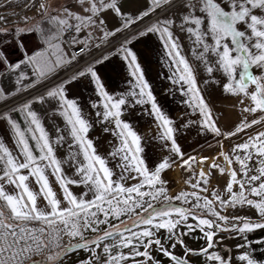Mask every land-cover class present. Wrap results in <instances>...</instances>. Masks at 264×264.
<instances>
[{
    "label": "snow or ice",
    "instance_id": "obj_1",
    "mask_svg": "<svg viewBox=\"0 0 264 264\" xmlns=\"http://www.w3.org/2000/svg\"><path fill=\"white\" fill-rule=\"evenodd\" d=\"M172 0H150L145 11L135 16V20L148 17L149 13H154L157 8L170 5ZM83 5L85 0H79ZM227 9L222 6L220 0H181L183 13L180 16V30L186 31L194 45L195 59L200 62L203 71L207 74V79L203 81L206 86L213 84L221 85L223 92L233 95L243 94L250 97L254 106L245 107L244 111L255 113L257 109L264 111V73L254 75L249 69L252 66L264 69V0H224ZM110 11L122 19V23L117 20L119 27L113 25L109 30L108 19L101 16L104 11ZM39 11L42 19H45L49 25L47 29L37 23L34 28H28L26 31H35L37 38L41 43L46 45L45 48H39L28 54L23 42L24 29H17L15 40L18 48L24 53L23 59L17 63L8 61L6 54L0 51V62H2L11 72L15 73L21 66H27L32 69V79L29 83V77L26 72L20 71L16 80V91L21 88L27 92L29 88L34 91L30 98L19 102L16 106L0 110V121L5 123L6 132H10L12 140L18 149V153L13 155L10 148L0 139V201L10 211V218L24 222V226L12 225L5 219H0V264H25L30 260L32 255H40L49 246L59 249L51 253L41 261H32L31 264H59V259L68 252L76 249H83L89 253L88 260H80L79 264H99V253L96 249L101 246L102 240L112 238L114 235L117 244H103L104 252L107 258L103 264H121L127 257L123 253L112 255L114 247L129 248V256H143L151 260L148 249L155 246L163 256L168 257L175 264H187L184 259L177 258L173 252H170L165 244L175 249L177 244L187 248L181 238L185 232L178 236L176 230L183 224L188 232L193 230V225L188 223L191 216L196 222L195 227L204 234L207 242V248L201 247L199 253L203 254L207 261H213L215 264H230L222 256L215 252H209L214 245V236L218 231H237L238 233L250 232L254 229H264V222H250L244 218L241 223H231L225 226L222 223L197 216L191 209L184 207L165 208L161 206L159 210L154 209L152 203L144 201V197H149L156 201L160 196L164 201L169 197L165 195V189L155 187L157 183L163 184L160 174L164 169L169 167L170 155H164L154 163L153 168L148 166V154L143 146L144 138L134 129V127L123 119L122 113L128 106L129 102L137 105H150L151 111L148 113L156 125V135L154 139L163 141V146L169 149L170 154L180 157L182 164L188 166L194 157L189 156L183 159L184 153L175 138V127L170 119L157 103L153 94L152 87L146 79L145 70L138 59V54L126 45L131 41L126 37L116 49L128 69V75L133 78L132 86L128 90L113 95L103 83L98 70L94 65H101L109 61V54H103L99 58L93 57L92 60L85 61L80 69L75 70L69 76L60 79L57 83L43 87L42 93L35 92L38 86H44L49 75L57 70H66L70 68L73 62L80 64V57L83 55L91 56L92 52L89 42L94 40V31L103 33L101 39L115 36L123 28L133 24V17L125 13L119 6V0H88V7L85 9L89 14H77L68 7L59 6L54 8L51 4L42 2L39 4ZM55 13V14H53ZM28 19V18H26ZM175 21L173 18L157 19L140 31L139 35L144 36L146 33H157L162 42L165 56L171 61L173 76L170 79L176 82H183L187 85L186 94L190 96L191 106L198 109L201 119L199 124L202 126L201 131H211L217 135L232 136L235 133H222L213 118L212 109L203 95V90L199 86V77L197 68L182 54L181 45L178 38H174L172 26ZM83 29H88L87 37L84 40L72 36L68 41L70 48L73 45H83L79 53L72 51L65 54L60 47V37L66 32L75 31L80 33ZM0 33L7 34L6 29H0ZM56 41V43H53ZM100 43H95V48H100ZM55 49L56 58L51 59L49 50ZM196 49H201L196 52ZM242 69L239 79L235 78L237 67ZM89 76L91 82L95 84V90L98 101L91 104V108L102 107V111L97 113L104 121L114 124L115 130L113 135L119 141L118 145L113 144L112 150L106 156L102 155L89 138V130L92 127L89 120L85 117L78 101L69 98L66 95L67 87L72 82L79 81V78ZM254 85V90L249 92L248 85ZM12 93L0 89V98L6 99ZM49 104L51 112L49 115H58L63 118V127L55 126V137H52L46 127L40 114L34 110L33 105ZM187 103V102H186ZM19 113L20 120L14 119L10 113ZM189 123H196L190 121ZM244 124V127L248 125ZM252 124L258 123L253 119ZM187 127V125H183ZM105 132L109 129L105 128ZM236 131H241L237 126ZM258 137H264V132L258 133ZM71 140L69 158L60 160L56 157V145L67 143ZM252 138L250 137V140ZM76 146V151H71L72 146ZM249 148L255 149L260 157H264V139H259L254 143H240L235 145L233 152L237 149L245 150V157L241 159L239 155L236 160L240 163L241 169L247 177V167L245 160L250 158ZM117 159V167L121 169L119 178H114L112 169L109 168L107 158ZM228 159V157H225ZM71 161V166L75 169V174L80 179H71L67 177L62 169V164ZM207 159L202 157L201 161ZM231 163V160H229ZM261 167L258 169L259 175L247 177V183L261 180L264 177V159L261 160ZM217 167V165H212ZM51 168V175L55 177V182L59 184L63 193V201H66L70 207L63 206V202L58 198V193L53 190L49 176L46 170ZM22 170H26L22 172ZM135 172L136 176H132ZM223 172V169H221ZM127 179L136 180L141 178L139 183L125 187L122 183ZM204 173L200 177L204 178ZM30 177L35 178V184L39 185V190L34 191L30 187ZM236 181V172L230 170V179L226 185V190L230 193L228 199L222 200L220 196H213L220 202L221 206L236 203L248 204L257 208L261 216L264 217V199L255 202L244 197V185L240 184L241 191L233 192V183ZM15 185L11 192L6 191L3 185ZM83 184L88 192L92 193V199L87 200V193H82L79 197L69 190V185ZM199 182L193 187H197ZM148 185L154 191H142L141 189ZM19 190V191H17ZM203 191H208L206 188ZM249 191L261 197H264V182L258 187H251ZM127 193V195H123ZM132 193L136 194L134 198ZM196 197L194 207L207 208L210 214L217 218L218 221L227 222L228 216L221 215L216 211L211 201L207 197L203 198V204L199 202L201 197L196 193H180L179 196L172 199H183L187 202L188 196ZM38 197H42L46 204L41 208ZM119 197V199H117ZM137 200L141 202H137ZM147 203V208L144 204ZM133 208H139L144 215L137 214V220L132 221V231L126 225L123 228L112 226V231L104 230L102 235H98L95 240H85L82 228H91L93 232L99 231L95 225L107 223V218L112 216L119 218L121 214L131 212ZM98 213H103L104 220L99 219ZM175 214V218H173ZM3 211L0 210V217H3ZM95 217V219H92ZM234 220H240L234 217ZM81 220L83 224H81ZM30 221H41L48 225L51 230L48 236L42 235L43 228L27 227ZM59 222L63 229L55 227ZM143 225L144 227H141ZM17 228L19 229L17 231ZM159 229L167 231L168 235L163 239L157 237L156 232ZM67 235L70 239L80 237V241L75 244L62 245L59 243L61 235ZM264 243V240L258 241ZM89 245H94L90 247ZM138 245L145 250L140 252ZM237 247H240L237 245ZM194 250L188 248V252ZM237 259L241 264H259L247 251L240 254ZM133 264H138L135 260ZM155 264H159L156 261Z\"/></svg>",
    "mask_w": 264,
    "mask_h": 264
},
{
    "label": "crops",
    "instance_id": "obj_2",
    "mask_svg": "<svg viewBox=\"0 0 264 264\" xmlns=\"http://www.w3.org/2000/svg\"><path fill=\"white\" fill-rule=\"evenodd\" d=\"M176 1L177 0H172L171 4L175 3ZM41 2L42 1L31 4L32 8L30 12L27 11V7H23L24 9H9L10 11L8 10V12L6 11L5 13H2L5 14L4 17L7 15L6 17L9 19V21L0 26V29L7 30V34L0 33V51H3L6 54L8 61L17 63L19 60L23 59L24 56V53L18 48L17 42L15 40L17 29L25 30L23 32V42L29 55H31V52L36 49L38 45L41 49L46 47V45L41 43L43 38L41 37L38 39L37 33L35 31H26L28 28H34L37 23H39L45 29L49 27L47 21L42 19V14L39 11V3ZM43 2L51 4L54 8L65 6L77 14H89L85 12V9L88 7V0H85L83 5L79 3V0H43ZM149 3L150 0H119V6L122 8V10L129 16L133 17V24L129 25L127 28H123L119 34L107 37L103 40L101 39L103 33L100 31H94V40L89 42L92 55H83L80 57V61L86 58H90L91 61L93 57L99 58L103 54H109L110 62H105L103 66L94 65V67L98 70V75H100L103 83L106 86V89L111 94L117 95L128 90L132 86L133 78L128 75L126 62H124L121 56L116 52V49L119 48L120 44L127 37L131 42L126 46L130 47L138 54L139 62L145 70L146 79L149 81L152 87L157 103L162 108L164 113L173 121L174 127L176 129L174 135L177 143L184 153L183 159H187L189 156L198 157L210 147L213 138L212 132L200 130L202 127L199 124L201 116L198 109L191 106L190 96L186 94L187 85H185L183 82H176V80L170 79V77L173 76L174 70L171 67V61L164 54V48L162 42L159 39V35L157 33H146L144 36L139 35L140 31H144L147 26L156 21V18L160 13L166 14L167 11L172 8V6H162L157 8L154 13H149L148 17L142 18L139 21L135 20V16L140 12L145 11ZM113 15V13L107 10L101 13L102 17L108 19L109 30L113 25L117 27L120 26L117 23V20H119L120 23L123 22L119 17L113 20ZM88 31V29H83L80 33L73 31L72 35L67 40H63L62 37H60V47L63 49V52L67 55L70 54L74 48L83 46L73 45L70 48L68 41L72 36H76L79 39L84 40L87 37ZM53 43H56V41H53ZM95 43H100V48H95ZM49 56L51 59L55 60V49L49 50ZM75 64L77 63L73 62L71 67H73ZM254 67L255 66H252L251 68ZM239 69L240 67L238 66L237 70ZM20 71L26 72L29 77L28 81H23L22 83H29L32 79H35L31 75L32 69L30 67L21 66L19 70L13 73L2 62H0V89L4 90L5 92L10 91L12 93L6 99L0 98V110L16 106L19 102L26 98H30L34 94V91L31 88H29L27 92H25L22 88L19 92L16 91V80ZM63 72L64 70H57L51 73L48 79L45 81L44 86H38L35 92L42 93L43 87L57 83L60 79L65 78V76L62 77ZM66 87V95H68L69 98H73L78 101V104L82 108L85 117L92 125L88 134L89 138L92 139L96 144L98 151L102 155L106 156V154L112 150V145H118L119 141L113 135V131L115 130L114 124L104 121L102 117L97 116V113L102 111V107L98 105V107L95 109L91 108V104L98 101L95 84L91 82L89 76H85L79 78L78 82L74 81L70 86ZM33 108L40 114L44 126L48 130L49 134L52 137H55V126L63 127V118L58 115L50 116L49 113L52 109L47 103H36L33 105ZM150 111V105H137L134 102H129L128 106L122 113V117L124 120L129 122L144 138L143 146L145 147V151L149 157V168H153L154 163L158 162L159 158L162 156L170 155L169 167L164 169L160 174L161 180L170 186L171 181L176 180V178L180 176L181 172L184 171L185 166L182 164L180 157L175 156V154H170L169 149L163 146V141L154 139L157 129L153 118L148 114ZM10 115L22 123L19 113L13 112L10 113ZM190 121H196V123H189ZM183 125H187V127H184ZM105 128L109 129V131L105 132ZM0 139H3L4 143L13 152V155L18 153V149L12 140L10 132H6L5 130V123L3 121H0ZM70 145V139L67 143L56 145V157L60 160L69 158ZM76 150V146L73 145L71 151ZM118 159L119 158H107L108 166L110 169H112L114 178L116 179L119 178V174L121 172V169L117 167ZM224 168L225 169L223 172L217 168L218 170L216 173L218 177L222 179L225 178L228 183L230 179V169L226 167ZM62 169L67 177L77 180L80 179V177L75 174V169L71 166L70 159L69 162L62 164ZM22 172L26 173V170H22ZM51 172V168L46 170V174L49 176L53 190L58 193V198L63 202V206L70 207L66 201H63V193L60 190L59 184L55 182V177L51 175ZM132 176L135 177L136 173L133 172ZM125 177V180L122 182L125 187L139 183L141 179L139 177L136 180L127 179V174H125ZM29 179L31 181L30 187H32L34 191H38L39 185L35 184V178L30 177ZM234 185L235 182L233 187L236 188V185ZM3 187L6 191L11 192L12 189L15 188V185L10 186L5 184ZM69 190L78 197L82 193H87L85 199H92V193L88 192V189L83 184L69 185ZM38 201L41 208L44 206V204H46V201H44L42 197H38ZM0 207L8 223H15L19 221L10 218V211L5 206L3 201H0ZM141 227L144 226L141 225ZM185 231H187V229ZM164 233L165 236L168 235L166 230ZM178 233L180 234L181 232L178 231ZM188 233L195 232L192 230L191 232H186L185 235ZM201 233H199V235H201ZM195 234L198 237V234ZM112 238H116V236ZM143 251L144 248L140 252ZM184 260H186L188 264H192V262L188 260V257H186Z\"/></svg>",
    "mask_w": 264,
    "mask_h": 264
},
{
    "label": "rangeland",
    "instance_id": "obj_3",
    "mask_svg": "<svg viewBox=\"0 0 264 264\" xmlns=\"http://www.w3.org/2000/svg\"><path fill=\"white\" fill-rule=\"evenodd\" d=\"M42 0H0V26L7 23L9 19L2 13L8 12L9 9H20L23 7L28 8V12L31 10V4L38 3ZM223 7L227 9V4L224 3V0H220ZM40 4V3H39ZM172 8L167 11L166 14L160 13L157 19L163 18H173L175 23L172 26V32L174 38H178L179 43L181 45L182 54L190 61V63L197 68V75L199 77V86L203 90V95L206 98V102L209 103L212 109V115L214 120L217 123V127L220 128L222 133L233 132L235 133L232 136L225 135H217L212 132V142L210 147L199 155L198 157H194L193 161L189 162L188 166L184 167V171L181 172L180 176L176 178V180H172L170 186L166 183L160 184L157 183L155 187H160L165 189V195L169 197L168 201H164L163 197L160 196L156 201H152L149 197H144V201L148 203H152L153 207H159L163 205H168L172 207H184L186 209H191L197 216H201L204 218H209L217 223H222L225 226L231 223H241L244 218H247L250 222H264V217L261 216L260 212L256 207L252 205H248L246 203H236L235 205L228 204L221 206L220 202L215 199L213 196V190L215 194L220 196L222 200L228 199L230 193L226 190L227 180L225 178H220L217 176V168L225 169L224 167L230 169L231 171L236 172V188H232V191H237L238 193L241 191L240 184L244 185V197L245 199H251L255 202H260L264 197L252 194L249 189L251 187H258L261 182H264V177L258 181H252L251 183L245 182L247 177L252 175H259L258 169L262 166L261 160L264 157H260L255 149L249 148L247 151L250 153V158L245 160V164L247 167V177L245 172L241 169L240 163L236 160V156L239 155L241 159L245 157V150L237 149L233 152V148L235 145L240 143H254L259 139H264V137H258V133L264 132V111L257 109L255 113L244 111L245 107L254 106L250 100V97H246L243 94L233 95L231 93H225L222 89L221 85L213 84L211 86H206L203 81L207 79V74L203 71L202 65L200 62L195 59L194 54V45L189 38V34L186 31L180 30V16L178 13L182 14L183 9L181 6V0H177L175 3L170 4L169 7ZM24 9V8H23ZM10 11V10H9ZM23 11V10H22ZM200 49H196L198 52ZM254 75H260L264 73V69L262 68H251L249 69ZM242 69L236 71L235 78L239 79L240 73ZM249 92L254 90V85H248ZM255 119L258 121L256 124H252L251 121ZM246 123L248 126L244 127ZM237 126L241 127V131L237 132ZM250 137L252 138L250 140ZM228 157L226 159L225 157ZM202 157H206L201 161ZM231 160V163H229ZM212 165H217V167H212ZM203 172L204 178L200 177V173ZM214 175V177H213ZM225 179V180H224ZM198 184L197 187H193L192 185ZM234 184V183H233ZM234 185V186H235ZM207 189L208 191H203V189ZM234 189V190H233ZM142 191H154L153 188H150L148 185L144 186ZM196 193L201 197L200 204H203V198L207 197L209 201H211L213 208L220 212L221 215H225L229 217L227 222L218 221L216 217L212 216L207 208L204 207H194L196 204L195 196H188L187 202L185 203L183 199L177 200L172 199L173 197H177L180 193ZM123 195H127L123 194ZM132 196L135 198L136 194L132 193ZM119 199V197H117ZM137 202H141L137 200ZM144 207L147 208V203L144 204ZM137 214L144 215V213L139 208H133L131 212H127L126 214H121L119 218H114L109 216L107 218L108 222L95 225L98 227L99 231L93 232L90 229L82 228L83 237L85 240L96 238L98 235H102L104 230L112 231V226L115 225L117 228H122L125 225H129L132 221L137 219ZM99 219L104 220L103 213L97 214ZM234 217H239L240 220H234ZM173 218H175V214H173ZM82 223V220H81ZM188 223L193 225V231L198 234V237L195 233H188L185 236H182L184 243L187 245L185 248L183 245L177 244L176 248L173 249L169 244H165V247L168 248L170 252H173L174 255L179 259H185L186 257H192V264H215L213 261H207L203 254L199 253V249L201 247L207 248V242L204 238V234L201 233L199 228L195 227V221L190 216L188 219ZM57 228L63 229V225L57 222ZM187 228L184 227L183 224L178 226L176 234L179 236L180 232H188L185 231ZM131 230L137 231L136 228H132ZM164 229H159L156 232L157 237L163 239L165 236ZM201 233V235H199ZM264 240V229H254L250 232L246 231L244 233H238L237 231H218L214 236V245L209 252H215L216 254L222 256L225 260H229L230 264H241V261L237 259V257L242 254L244 251H247L254 259H256L259 264H264V243H258V241ZM80 241V237H76L75 239H70L67 235L62 234L61 240L59 243L62 245L75 244ZM108 243L110 245L117 244L116 238H111L105 241H101V246L96 249L97 253H99V264H103V261L107 258V254L104 252L103 244ZM239 245L240 247H237ZM90 247H94V245H89ZM138 250H143V247L138 245ZM131 246L129 248H121L114 247L112 251V255L115 256L118 252L123 253L127 259L125 261H121V264H133L135 260L138 264H155L156 261H159V264H175V262L170 261L168 257L163 256L161 252L157 250V248L153 245L148 249L149 255L152 257L151 260H147L143 256H129ZM188 248L194 250L193 252H188ZM145 250V249H144ZM59 251L57 247L50 246L49 252L42 256L37 261H41L44 256H47L51 253H55ZM89 253L85 252L83 249L68 252L66 255H63L59 259V264H79L80 260H88Z\"/></svg>",
    "mask_w": 264,
    "mask_h": 264
},
{
    "label": "built area",
    "instance_id": "obj_4",
    "mask_svg": "<svg viewBox=\"0 0 264 264\" xmlns=\"http://www.w3.org/2000/svg\"><path fill=\"white\" fill-rule=\"evenodd\" d=\"M72 33H73V31H70V32H66V33H64V35L62 36V39L63 40H67L71 35H72ZM80 47H82V46H78V47H76V48H74L73 49V51L74 52H76L77 54L79 53V49H80ZM85 61H90V58H86V59H83L82 61H80V64H75L73 67H70V68H67L66 70H64V72H63V74H62V77H66V76H69L72 72H74L75 70H77V69H80L81 68V66L83 65V63L85 62ZM0 210H1V207H0ZM4 214V213H3ZM0 219H5L6 220V218H5V215H3V217H0ZM92 219H95V217H93ZM6 222H7V220H6ZM8 223V222H7ZM12 225H14V226H16V225H20V226H24V222H22V221H18V222H15V223H11ZM81 224H83V221H82V223ZM57 225V224H56ZM56 225H55V227H56ZM27 227L29 228V229H32V228H37V229H39V228H43L45 231H44V233L42 234V235H44V236H48V234H49V232L51 231L49 228H48V225L47 224H45V223H43V222H41V221H30V222H28L27 223ZM85 229V228H84ZM87 229V228H86ZM88 229H90V228H88ZM19 229L17 228V231H18ZM82 231V230H81ZM50 247V246H49ZM49 252V248L48 249H46L42 254H40V255H32L31 257H30V260H26L25 261V264H31V262L32 261H37V260H39L40 258H42V256L43 255H45L46 253H48Z\"/></svg>",
    "mask_w": 264,
    "mask_h": 264
},
{
    "label": "trees",
    "instance_id": "obj_5",
    "mask_svg": "<svg viewBox=\"0 0 264 264\" xmlns=\"http://www.w3.org/2000/svg\"><path fill=\"white\" fill-rule=\"evenodd\" d=\"M165 208H167L168 207V205H163ZM171 206V205H170ZM160 207L161 206H159V207H153L154 209H157V210H159L160 209ZM172 207V206H171ZM137 220V219H136ZM135 220V221H136ZM128 228H130V229H132V223L131 224H129V225H126ZM123 228V227H122ZM96 238H93V239H87V240H95Z\"/></svg>",
    "mask_w": 264,
    "mask_h": 264
},
{
    "label": "water",
    "instance_id": "obj_6",
    "mask_svg": "<svg viewBox=\"0 0 264 264\" xmlns=\"http://www.w3.org/2000/svg\"><path fill=\"white\" fill-rule=\"evenodd\" d=\"M114 236H115V235H114ZM114 236H113V237H114ZM108 239H110V238H108ZM102 241H104V240H102ZM76 250H78V249H76ZM76 250H75V251H76ZM188 260H189V261H192L193 258H192V257H189ZM187 264H188V263H187Z\"/></svg>",
    "mask_w": 264,
    "mask_h": 264
}]
</instances>
